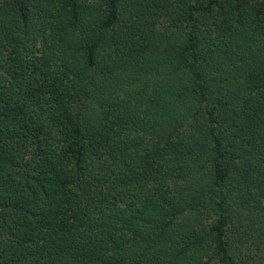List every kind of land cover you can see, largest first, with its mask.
Masks as SVG:
<instances>
[{"label":"trees","instance_id":"1","mask_svg":"<svg viewBox=\"0 0 264 264\" xmlns=\"http://www.w3.org/2000/svg\"><path fill=\"white\" fill-rule=\"evenodd\" d=\"M0 264H264V0H0Z\"/></svg>","mask_w":264,"mask_h":264}]
</instances>
